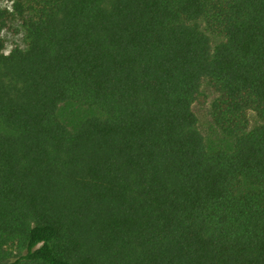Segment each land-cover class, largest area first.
I'll use <instances>...</instances> for the list:
<instances>
[{
  "label": "trees",
  "instance_id": "16d2710c",
  "mask_svg": "<svg viewBox=\"0 0 264 264\" xmlns=\"http://www.w3.org/2000/svg\"><path fill=\"white\" fill-rule=\"evenodd\" d=\"M0 264H264V0H0Z\"/></svg>",
  "mask_w": 264,
  "mask_h": 264
},
{
  "label": "rangeland",
  "instance_id": "374dc122",
  "mask_svg": "<svg viewBox=\"0 0 264 264\" xmlns=\"http://www.w3.org/2000/svg\"><path fill=\"white\" fill-rule=\"evenodd\" d=\"M4 37L7 40V49L12 48L16 44L23 45L22 33L16 35L10 31H5ZM203 90L208 99L203 103L201 102L196 103L194 106L199 117L200 127L209 140L211 141L219 140L220 142H223V139L221 138L220 134L217 132V129L214 127L213 122L210 118V104L215 93L211 90V88L208 86L206 82L204 84ZM250 118L252 123H255L257 121L256 115L252 111H250Z\"/></svg>",
  "mask_w": 264,
  "mask_h": 264
}]
</instances>
